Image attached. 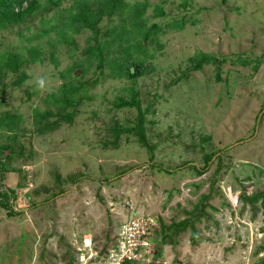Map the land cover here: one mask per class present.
<instances>
[{
    "label": "rangeland",
    "instance_id": "rangeland-1",
    "mask_svg": "<svg viewBox=\"0 0 264 264\" xmlns=\"http://www.w3.org/2000/svg\"><path fill=\"white\" fill-rule=\"evenodd\" d=\"M50 1L41 0L40 11ZM53 1L45 18L0 29V51L44 43L47 54L45 42L58 40L57 27L65 29L81 5ZM139 1L148 4L146 27L156 23L160 30L144 42L127 24L133 43L148 46L125 56L141 62L133 83L116 76L119 65L98 71L91 54L83 55L95 44L88 29H69L72 45L53 62L47 57L0 80V91L8 84L0 111L19 122L11 131L0 126V145L13 149L9 170L0 169V264H74L82 234L100 241L139 217L154 222L150 264H264V0ZM118 22L103 20L102 27L116 29ZM37 76L48 77L49 91L37 87ZM74 82L86 83V97L73 119L40 135V124L59 113L54 98L62 105ZM130 94L141 103L146 144L124 134L112 145L102 121L134 127L136 110L113 109L116 97ZM223 148L197 174L204 156ZM256 195L253 205L243 199ZM184 222L163 238L162 226Z\"/></svg>",
    "mask_w": 264,
    "mask_h": 264
},
{
    "label": "trees",
    "instance_id": "trees-1",
    "mask_svg": "<svg viewBox=\"0 0 264 264\" xmlns=\"http://www.w3.org/2000/svg\"><path fill=\"white\" fill-rule=\"evenodd\" d=\"M24 2L25 4L27 3L25 8L19 11L13 10V5L17 4L19 5V7H21ZM41 5V0H3L0 3V29L4 28L13 30L14 26L19 23L25 24L26 22H31L36 17L45 18V15L48 14L54 8V5H57V3L51 0L48 7L45 10L40 11L39 8L41 7ZM182 5L184 7L186 5V2L182 3L181 6ZM147 6L148 4L146 2H141L139 0H81L80 7H76L75 9H73L67 17V25L64 27L66 30L61 29L62 27H57L58 40L53 41L52 38H50V40L48 39L45 42L46 48H51L50 50H48L47 54H45L46 50L44 48V43H42L41 45V43L38 42H36L38 44L35 43L36 45H32V47H29V49L24 47L18 49L4 48L3 51H0V80L4 77H8L9 75L15 76L21 71L25 73V71L23 70L24 67L35 65L37 62H44L47 57H49L53 62L56 53L60 49L66 51L64 49V45H67L66 47L68 48L70 44L72 45L71 37L68 33L69 29L75 31L88 29L91 31L90 34L92 35V39L94 40L95 44L92 45L91 48H89L88 45L85 46L83 55L88 57L87 55L91 54L89 58L92 61L94 60L98 62V64L96 65V69H98V71H100L105 64H109L112 73L115 72V64L119 65V67L116 66V76L120 77L121 75H125L126 79L133 83V80L137 79L141 75V62H139V66H137L133 60L127 59L125 58V56H133L135 52L136 54L142 55L145 52L146 48H148V46H146L145 43H142L141 41L140 43H133L137 36L135 37V35L131 34L130 31L127 30V24H130L134 31H138L140 33V35L142 36L141 38L144 42H148V38L155 37L158 33V30H160L156 23H149V28L146 27L147 21H149L148 17L145 15ZM160 11V15L163 16V10H159V12ZM114 17L120 18V20L122 21L118 22L120 25H117V27L119 28L109 29L107 27H102L103 20L111 21V19ZM74 24L76 25V27H74ZM181 26L183 27V24H181ZM168 27L173 28L175 27V24H170L168 25ZM72 39L73 41H75L74 36ZM89 42L90 39H88V44ZM116 43H118L119 47L115 50L116 54H112L111 50L116 45ZM110 55L118 56V59L113 60ZM122 55L124 56L120 58L119 56ZM109 58H111L112 60ZM77 63L78 60L73 64L72 69L77 66ZM199 65L200 64H198L197 66ZM193 67H195V65H193ZM25 76H21L18 79L24 78ZM78 78H80L78 79L79 81L81 80V78H83V76H78ZM75 82L73 83V86L70 85V87L72 88V92L69 93V95H62L64 96L61 101L62 105L57 104V100L55 98L54 103L50 102L53 105L55 111L57 110L59 112L53 115L55 120L53 119L51 122H49V119L47 118L46 120L48 122H45L43 124H40L39 121H36L40 124L38 128L40 135L46 134L45 132L48 130L55 129L56 126L60 124L61 119H63L65 122H70L73 119L74 115L76 114L75 106L77 107L80 104L81 100L86 97L84 95L83 98V94L86 90V83H80L78 85L75 84ZM4 87H8V84L2 83V90L0 91V94H3L5 90ZM130 87L131 86H127V91H125L127 94L130 93ZM79 92L81 96L77 97V94ZM71 95L75 96V98L71 97L70 99ZM51 98L52 97H50L49 100ZM114 108L136 110L137 121L136 125L130 128L124 126L115 119L110 118L102 121L103 129L107 137L110 138L112 145H118L117 143L120 137L124 134L133 135L134 137H136L138 142L145 145L146 139L143 128L144 114L141 109V103L136 98L135 94H130L128 99L121 96L116 97L113 101V109ZM62 111L63 115H60ZM263 113L261 116H263ZM49 114L50 113L47 111L43 115V117L45 118L47 115L49 116ZM36 117H38V115ZM38 118L40 119V117ZM16 124H19V122L15 114H13L11 111H0L1 128L11 131L14 129V127L17 126ZM17 138L18 136L16 134L15 136L10 137L12 141ZM225 149L226 148H223L222 150H218L214 153L204 156L206 165L203 169L195 168L197 174L203 173V171L208 168L210 160L215 155L224 152ZM5 151H9V154L4 155ZM12 152L13 149L10 145H0V169L2 172H6V170H9V168L7 169L6 167V162H9L12 159ZM166 173L170 174L171 171H166ZM26 174L27 173L24 174L23 178ZM7 192L12 193L10 189H7ZM50 199L51 198H49V200ZM243 199L246 202L250 201V204L253 205L254 203H252L251 201H257L259 197L257 195L254 197L243 196ZM1 204L4 207H7L3 203ZM262 206L264 207V200ZM185 224L186 223L184 222L181 227L170 225V227L164 228V226H162L163 238L167 237L166 234H168V232L172 231L173 229L175 231L177 229H184ZM156 256V258H158V255Z\"/></svg>",
    "mask_w": 264,
    "mask_h": 264
},
{
    "label": "built area",
    "instance_id": "built-area-1",
    "mask_svg": "<svg viewBox=\"0 0 264 264\" xmlns=\"http://www.w3.org/2000/svg\"><path fill=\"white\" fill-rule=\"evenodd\" d=\"M154 222L145 217L121 224L108 238H79L74 264H150L147 255ZM146 258V259H145Z\"/></svg>",
    "mask_w": 264,
    "mask_h": 264
},
{
    "label": "clouds",
    "instance_id": "clouds-1",
    "mask_svg": "<svg viewBox=\"0 0 264 264\" xmlns=\"http://www.w3.org/2000/svg\"><path fill=\"white\" fill-rule=\"evenodd\" d=\"M34 82L40 90H42V91H49L50 90L48 88V77L37 76V77H35Z\"/></svg>",
    "mask_w": 264,
    "mask_h": 264
},
{
    "label": "crops",
    "instance_id": "crops-1",
    "mask_svg": "<svg viewBox=\"0 0 264 264\" xmlns=\"http://www.w3.org/2000/svg\"><path fill=\"white\" fill-rule=\"evenodd\" d=\"M85 234H86V233H85ZM85 234H82L81 236H85ZM88 235H90V233H89V234H87V236H88Z\"/></svg>",
    "mask_w": 264,
    "mask_h": 264
},
{
    "label": "water",
    "instance_id": "water-1",
    "mask_svg": "<svg viewBox=\"0 0 264 264\" xmlns=\"http://www.w3.org/2000/svg\"><path fill=\"white\" fill-rule=\"evenodd\" d=\"M263 112H264V109H263V111L261 112V114H260V115H262V113H263ZM260 115H259V116H260Z\"/></svg>",
    "mask_w": 264,
    "mask_h": 264
}]
</instances>
